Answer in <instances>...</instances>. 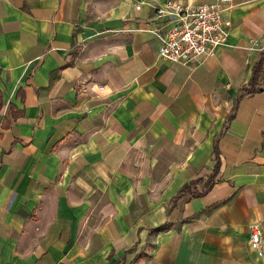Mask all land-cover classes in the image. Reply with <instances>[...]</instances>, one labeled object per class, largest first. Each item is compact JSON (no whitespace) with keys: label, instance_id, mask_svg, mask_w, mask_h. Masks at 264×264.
<instances>
[{"label":"crops","instance_id":"obj_1","mask_svg":"<svg viewBox=\"0 0 264 264\" xmlns=\"http://www.w3.org/2000/svg\"><path fill=\"white\" fill-rule=\"evenodd\" d=\"M165 1L0 0V264H264V0L186 64Z\"/></svg>","mask_w":264,"mask_h":264},{"label":"built area","instance_id":"obj_2","mask_svg":"<svg viewBox=\"0 0 264 264\" xmlns=\"http://www.w3.org/2000/svg\"><path fill=\"white\" fill-rule=\"evenodd\" d=\"M232 6V0L201 3L167 0L153 6L160 25L147 30L158 39L161 58L186 64L213 56L220 46L227 44L231 20L226 11ZM136 7L139 9L141 4ZM251 227L252 242L259 245V226Z\"/></svg>","mask_w":264,"mask_h":264},{"label":"trees","instance_id":"obj_3","mask_svg":"<svg viewBox=\"0 0 264 264\" xmlns=\"http://www.w3.org/2000/svg\"><path fill=\"white\" fill-rule=\"evenodd\" d=\"M263 80H264V51L261 53V56L259 57L258 61L255 63L253 67L252 76L249 80L248 85L245 88H243L245 93H252V92L261 90L262 89L261 83ZM2 104L3 102L1 100V95H0V109L2 107ZM22 113L23 111L18 112V111L12 110L13 117H18ZM231 116L232 115H230V117ZM214 153H215V166H214L212 173L209 176L197 177L191 180L190 182L185 183L181 187L179 195L185 192H191V195L202 194L213 185L220 171V158H219L218 148L216 149L215 147ZM201 182L204 184V187L200 191L198 188V184Z\"/></svg>","mask_w":264,"mask_h":264}]
</instances>
